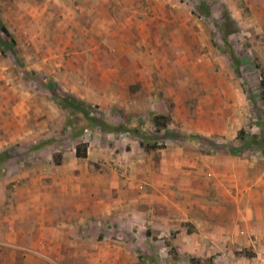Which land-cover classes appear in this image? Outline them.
<instances>
[{
	"label": "rangeland",
	"instance_id": "obj_1",
	"mask_svg": "<svg viewBox=\"0 0 264 264\" xmlns=\"http://www.w3.org/2000/svg\"><path fill=\"white\" fill-rule=\"evenodd\" d=\"M0 1L3 7L9 5L7 0ZM175 1L184 3V6L175 10V15L167 14L169 12L166 11L159 13H165L166 18L170 19L196 20L191 26L193 32L200 31L203 26L209 43V56L204 66L214 62L216 71L223 75L220 94L211 90L204 92V99L208 97L210 106L197 110L206 114L216 109L212 104L218 102L222 115L230 119L232 129L227 137L201 135L181 127L172 128V133L169 135L165 131L157 132L149 123L152 120L149 115L132 119L126 125L131 132L129 136L137 139L139 137L137 131L142 135L150 134L145 135L146 142L152 145L158 144L159 149L149 151L147 154L151 166L146 167L144 163L138 162L133 167L128 166L130 172L126 173L122 171V165L131 164L135 156L145 155V152L142 154L140 151L133 154L122 152V146L128 143L122 145L119 133H104L99 124L85 119L82 115H71L69 110L63 107V101L58 105L55 92L46 86L53 82V79L41 71L38 72L42 70L41 65L44 64V58L42 59L38 52L47 38L44 32H40L39 26L37 27L38 22L42 23L43 19L32 23L33 34L30 35L21 28L23 20L20 11L7 13L18 29L15 35L19 43L16 46V54H13L7 46H5L7 54L3 55L0 51V264H24L25 255L30 253L31 248L35 250L36 245L44 248L46 259L51 264H165L167 260L183 261L179 264H223L216 258L222 252H216L208 257H197L196 252L193 255L182 252L180 257V252L175 246L178 233L181 231L192 233L194 230L193 223L186 221L182 215L186 211L182 208L191 207L193 203L179 201L181 196L188 198L184 195L185 190L183 195L182 191L179 192L187 181L181 180V177L177 178L179 173H172L173 178L177 179L172 186L175 189L172 195L177 201L172 203L167 198L161 199L160 193L158 197L152 194L150 189L154 187L148 181L152 178L148 170L158 172L153 168L154 163H160L168 152L178 147L186 150V153L196 150L206 156L219 154L221 157L234 158L235 161L230 163L235 164L236 167L243 166L245 162L252 166L264 165V154L255 147L244 151L242 156L230 155L226 149V145L239 147L243 144L237 140L241 129L264 139V98L260 83L261 74L264 73V28L254 23L255 19L243 0H233L236 8L227 7L230 6L228 0ZM203 2L208 6L210 16L200 8ZM163 6L165 7L164 4ZM228 13L234 23L226 19ZM52 21L51 19V29H53ZM237 27L238 31L232 33ZM227 35L239 60V73L233 66L230 55L223 53L217 47L221 46L224 51L230 52L228 44L224 41ZM1 38L9 42L4 34H1ZM51 62L54 63V60L46 61L52 69ZM199 62L201 61L193 63L196 66L193 69L197 70L200 67ZM197 80V75L193 74L184 80L182 95H185V98L197 92L193 90ZM206 81L210 83V80ZM202 84L209 89L213 87L210 84L205 85L204 82ZM170 88L174 89L173 86ZM58 89L62 99L66 95H71L67 91ZM197 101L198 98L190 99L187 106L185 105L187 108L179 113L180 117L192 118L191 113L196 110ZM90 110L95 113L99 121L119 125L117 121L113 122L105 117L97 106H93ZM200 116L205 119L208 117V115ZM117 118L120 116L116 113L115 120ZM190 129L193 127L191 126ZM186 135H199L213 140L218 143L217 148L213 149L204 140H186ZM79 142L88 144L91 157L94 159L93 162L89 161L94 164H92L94 170L92 182L85 180L70 182L69 185H73L75 189L70 188V191L67 189L69 195L67 193L64 197L66 200L71 197V201L68 202L63 201L64 197L61 196L63 191L59 190L58 185H54L52 178H46V182L43 181L44 187L39 186L43 197L38 215H42L43 218H39V221L36 218L29 219L26 207L20 205L27 199L23 191L26 174L37 164L48 165L45 172H54L57 170L55 166L58 165L56 161L62 162L63 153L69 152ZM139 158L142 161L140 156ZM225 162L228 163L227 160ZM139 167H144L145 171ZM206 169L202 178L210 181L214 175ZM219 177L224 181L223 174ZM126 180L127 186L124 187ZM200 189L206 191L205 196L201 194V200H205L211 186L209 189L208 187ZM138 196H141L139 203L136 201ZM211 204L212 206L207 203L206 209L199 204V208L202 206L201 211L207 214L208 218L220 219L216 222H222L224 210L213 202ZM196 206L193 204L192 208L195 209L193 213L199 214ZM156 211L171 215L169 220L171 229L166 227L165 223L164 225L149 223V220L156 216ZM244 222L247 223L248 219ZM36 225L41 227L39 231H35ZM201 226L210 231L214 228V225L209 224L208 221L201 222ZM248 226L251 228L248 224L244 227L249 230ZM151 228L155 231L153 232ZM222 228L226 227L224 225L222 227V224L221 228L217 227L218 233L222 232ZM132 229L135 233H132ZM12 230L25 232L27 238L22 243L28 250L6 246V243L14 241ZM166 230L171 234L165 235ZM220 238L221 236H217L216 239L220 240ZM39 252L43 254L41 250ZM240 256L254 257L255 254L250 250H240L232 258Z\"/></svg>",
	"mask_w": 264,
	"mask_h": 264
},
{
	"label": "crops",
	"instance_id": "obj_2",
	"mask_svg": "<svg viewBox=\"0 0 264 264\" xmlns=\"http://www.w3.org/2000/svg\"><path fill=\"white\" fill-rule=\"evenodd\" d=\"M7 1L10 5L7 7H3L0 1V18L17 44L19 41L15 34L18 29L16 25H13V20L8 17V12H21V20L24 21L21 28L30 35L33 34L32 23L43 19L42 23L38 22L37 27L39 26L40 32H44L47 38L38 52V55L44 58L42 70L38 72L41 71L50 76L58 88L69 92L75 98L97 106L111 121H117L119 125H127L128 121L145 115L168 114L172 117L170 130L181 127L206 136H229L232 129L231 122L229 118L222 115L218 102H213L212 107L216 106V109L206 114L197 110L210 106L208 97L204 99V92L211 90L220 94L223 77L221 72L216 71L214 62L204 66L209 56L205 28L199 24L201 30L193 32L191 26L196 23V20L170 19L166 18L165 13H159L166 11L169 12L167 14L175 15L174 12L178 7L184 6V3L175 0L172 2L159 0ZM228 1L230 6L226 4L227 7H237L233 0ZM243 1L255 19L254 23L264 28V0ZM181 14L186 16L184 13ZM51 19L53 29L50 28ZM48 59L54 60V63L51 62L52 69L46 63ZM195 61H201L197 70L193 69L196 67L193 64ZM191 74L197 75L198 80L193 86V90L197 92L185 98V95H182L183 87H185L183 82ZM207 79L210 83L206 81ZM203 82L213 87L209 89L202 84ZM171 86L174 89H171ZM197 98V108L191 113L192 118H181L179 113L187 108L189 100ZM219 103L221 104L220 101ZM225 106L230 107V105ZM116 113L120 116L117 120H115ZM200 115H208V117L205 119ZM191 126L193 129H190ZM119 134L122 145L125 142L128 143L122 146V152L127 154L137 151L141 154L145 152V155H139L142 161L139 156H135L131 164L122 165V171L130 172L128 166L133 167L138 162L144 163L147 167L150 164V158L147 155L148 152L141 147L139 137L131 138L129 136L131 132ZM78 144H75L69 152L63 153L62 162L55 166L57 170L54 172H45L48 165L37 164L26 174V179L23 180V191L27 199L20 205L26 207L29 219L36 218L39 221V218H43L42 215H38L41 197H43L39 186L44 187L46 178H52L54 185L59 186V190L63 191L62 197L67 193L69 195L70 188L75 189L73 185H69L70 182L82 180L92 182L94 164L89 161L93 162L94 159L91 157V150L88 149L86 159L78 158L76 156ZM226 157H221L219 154L206 156L196 150L186 153V150L178 147L168 152L160 163H154L153 168L158 172L148 170L152 177L148 181L154 187L150 189L152 194L158 197L160 193L161 199L167 198L172 203L177 201L172 195L175 190L172 186L177 181L172 173H179L177 178L181 177V180L187 181L179 192L182 191L183 195L185 190L184 195L188 197L181 196L179 201L192 202L197 205L196 209L200 212L193 213L195 211L192 208L193 204L191 207L182 208L186 210L182 213L184 219L193 223L194 230L192 233L184 231L178 233L175 246L180 252V257L182 252L189 255L196 252L197 257H208L216 252H222L216 258L219 262L227 264L233 262L232 256L238 254L240 250L253 251L256 257L264 255V165L252 166L245 162L243 166L236 167L235 164L230 163L235 161L234 158ZM226 160L228 163L225 162ZM139 168L145 171L144 167ZM205 168L214 175L210 181L202 178ZM220 174L225 177L224 181L220 180ZM126 186L127 180L124 182V187ZM210 186L208 197L201 200V194L206 195V191L200 188L208 187L209 189ZM70 198L66 200L64 197L63 201L70 202ZM137 198L136 201L139 203L141 196ZM211 202L224 210L222 222H216L220 219L208 218L207 214L201 211L202 206L207 208V203L212 206ZM199 204H202L200 208ZM170 218V214L156 211V216L149 220V223L151 225L165 223V226L170 228L172 226L169 223ZM246 219H248L247 223L244 222ZM206 221L214 225L213 231L201 226V222ZM221 224L226 228H222V232L218 233L217 227L221 228ZM247 224L251 226V228L248 226L249 230L244 227ZM40 229L41 227L35 226V231ZM151 229L155 231L154 228ZM24 233L12 230L14 241L6 243V246L28 250L22 243L27 238ZM132 233H135L133 229ZM164 234L169 235L171 232L166 230ZM217 236H221L220 240L216 239ZM36 246L35 250L31 248L30 253L25 255L24 264H51L46 259L44 248ZM147 247L151 248L149 245ZM40 250L43 254L39 252ZM165 262V264H179L183 261L167 260Z\"/></svg>",
	"mask_w": 264,
	"mask_h": 264
},
{
	"label": "trees",
	"instance_id": "obj_3",
	"mask_svg": "<svg viewBox=\"0 0 264 264\" xmlns=\"http://www.w3.org/2000/svg\"><path fill=\"white\" fill-rule=\"evenodd\" d=\"M200 8L204 10L207 16H210V13L208 11V6L206 3H201ZM226 19L229 21H233L231 15L228 13L226 14ZM234 23V21H233ZM238 31V27L233 30L232 33H235ZM1 34H4L8 39L9 42H5L1 38ZM224 41L226 44H228V47L230 48V52H226L223 50V47L217 46L223 53H226L230 55L232 59L233 66H235L238 70L239 73V60L237 58V54L235 50L231 47L230 42H229V37L228 35L224 37ZM7 46L10 51L13 54H16V40L13 37V35L10 33L8 28L5 26V24L2 22L0 18V51L3 55L7 53V49L5 48ZM261 89H262V97L264 98V73L261 74ZM47 88L51 91L55 92V98L56 102L58 105L63 101L65 109L69 110L71 115H82L85 119L90 120L91 122L97 123L100 125L102 128V131L107 134H118V133H125V132H130L127 128L126 125H114L106 121H99L98 118L95 117V113L90 110L93 106L85 101L79 100L75 98L72 95H66L64 99L59 96L58 92L59 89L57 85L53 82L48 83ZM152 120L151 123L155 127L157 132L165 131L167 134L171 135V130L169 128V125L172 121L171 115L168 114H152L151 115ZM134 134V132H133ZM137 136L140 138V145L141 147L146 151H154L156 149H159V145L154 143L149 144L147 141V138L145 135H150V134H141L138 131L136 132ZM186 140L194 141V140H204L206 141L213 149L217 148L218 143H216L213 140L204 138L199 135H186L185 136ZM237 140L241 141L243 144L239 147L236 146H230L226 145V149L230 155L233 156H242L243 152L246 150H251L252 148H257L261 150L262 154H264V139L258 138V136H255L253 134L248 133L245 129H241L238 132L237 135ZM218 151L216 150V153ZM204 154H210L209 152H202ZM8 155V154H7ZM76 156L78 158H83L86 159L88 157V144L86 142H81L76 146ZM57 164L61 163V160L56 161ZM193 260V258H192Z\"/></svg>",
	"mask_w": 264,
	"mask_h": 264
},
{
	"label": "built area",
	"instance_id": "obj_4",
	"mask_svg": "<svg viewBox=\"0 0 264 264\" xmlns=\"http://www.w3.org/2000/svg\"><path fill=\"white\" fill-rule=\"evenodd\" d=\"M227 264H264V257L261 256H254V257H247V256H240L234 258L233 262Z\"/></svg>",
	"mask_w": 264,
	"mask_h": 264
}]
</instances>
